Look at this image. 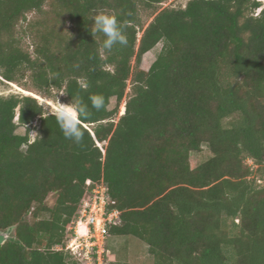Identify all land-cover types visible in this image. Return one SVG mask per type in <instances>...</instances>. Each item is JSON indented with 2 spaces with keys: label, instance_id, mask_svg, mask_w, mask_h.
Returning <instances> with one entry per match:
<instances>
[{
  "label": "trees",
  "instance_id": "1",
  "mask_svg": "<svg viewBox=\"0 0 264 264\" xmlns=\"http://www.w3.org/2000/svg\"><path fill=\"white\" fill-rule=\"evenodd\" d=\"M166 1L0 0V80L37 96H0V233L12 230L0 264H81L56 247L86 182L102 179L120 211L109 237L137 238L154 264H264V8L160 9ZM142 8L153 11L147 25ZM99 12L124 24L126 46L103 48ZM57 94L88 106L80 144L38 100ZM93 94L105 108H92ZM203 148L210 157L192 167Z\"/></svg>",
  "mask_w": 264,
  "mask_h": 264
},
{
  "label": "built area",
  "instance_id": "2",
  "mask_svg": "<svg viewBox=\"0 0 264 264\" xmlns=\"http://www.w3.org/2000/svg\"><path fill=\"white\" fill-rule=\"evenodd\" d=\"M86 185L89 192L69 228V238L65 246H57L56 250H65L81 264H109L104 259L108 252L109 228L120 224V211L109 209L114 202L108 196L103 179L99 182L88 180Z\"/></svg>",
  "mask_w": 264,
  "mask_h": 264
},
{
  "label": "rangeland",
  "instance_id": "3",
  "mask_svg": "<svg viewBox=\"0 0 264 264\" xmlns=\"http://www.w3.org/2000/svg\"><path fill=\"white\" fill-rule=\"evenodd\" d=\"M189 1L190 0H168L165 3H163L159 8L160 9L185 8V6ZM257 1H259L262 4V6L255 11V16L259 15L261 10L264 8V0H257ZM152 12H153L152 10H146L143 8L141 9L140 14L144 24L147 25L151 21L150 15ZM29 18H31V16ZM141 34L142 33H139V37H141ZM162 46H163L162 43L158 44L154 49H152L150 52H148L143 56L140 65L141 71L147 72L150 69L151 65L159 55ZM129 91L130 89L127 90V92ZM12 94L31 95L37 97L35 94L27 92L17 85L8 84L0 80V96H9ZM58 98L62 102L63 95L62 94L58 95ZM38 100L46 106L48 111L53 113L50 100H47L49 101V103H45L46 99H42L40 97H38ZM114 105H115V101L112 100L111 107H114ZM124 113H125V104H122L119 110L118 118L124 115ZM118 118L116 119V121L118 120ZM36 125L37 124L35 123L33 127H35ZM24 131H25L24 128H20L18 130L19 133H24ZM36 136H37V131H33L31 133L32 139H34ZM209 157H210L209 151L207 150V148H203L202 152L191 154L190 156L191 166L196 167L199 163L205 161ZM246 164L253 166V168L256 169V166H254V163L251 160L247 161ZM55 201H56V196L54 194H51L47 199V204L52 207L55 204ZM236 222L238 223L239 221L236 220ZM11 233L12 230L3 233L6 235L5 240L8 239ZM107 245H108V252H106L107 254L104 256V259L108 263L117 261L127 264H154V259L148 252V246L142 241L138 240L137 238L109 237L107 241Z\"/></svg>",
  "mask_w": 264,
  "mask_h": 264
},
{
  "label": "clouds",
  "instance_id": "4",
  "mask_svg": "<svg viewBox=\"0 0 264 264\" xmlns=\"http://www.w3.org/2000/svg\"><path fill=\"white\" fill-rule=\"evenodd\" d=\"M92 22L93 34L102 33L106 37L103 42L105 50L110 51L117 44L121 46L127 45L128 40L124 32V24L115 15L99 12L94 15ZM89 99L92 108L97 111L106 106L105 97L102 94H93ZM45 103H49V101L46 100ZM51 106L64 137L80 144L85 136L83 123L89 116L88 106L82 100L74 98H72L70 103H62L58 98V94L51 101Z\"/></svg>",
  "mask_w": 264,
  "mask_h": 264
},
{
  "label": "water",
  "instance_id": "5",
  "mask_svg": "<svg viewBox=\"0 0 264 264\" xmlns=\"http://www.w3.org/2000/svg\"><path fill=\"white\" fill-rule=\"evenodd\" d=\"M6 235L3 233H0V244H3L6 240Z\"/></svg>",
  "mask_w": 264,
  "mask_h": 264
}]
</instances>
